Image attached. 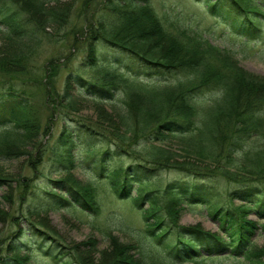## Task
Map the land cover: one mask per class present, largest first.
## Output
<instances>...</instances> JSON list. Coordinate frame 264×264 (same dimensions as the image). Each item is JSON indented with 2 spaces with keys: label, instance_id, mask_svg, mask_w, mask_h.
Masks as SVG:
<instances>
[{
  "label": "trees",
  "instance_id": "1",
  "mask_svg": "<svg viewBox=\"0 0 264 264\" xmlns=\"http://www.w3.org/2000/svg\"><path fill=\"white\" fill-rule=\"evenodd\" d=\"M76 1L0 0V37L3 39L0 51L11 52L15 48L13 54H18L13 55L14 59L10 62H6L7 57H0V70L12 73L6 81L0 83V128H3L0 136H4L0 139V155L3 160L28 154L30 150H25L28 145L34 152L42 150L40 148L44 141L38 138L41 129L36 117V96L32 90L27 89L34 85L27 84V81L38 80L25 74L31 73L32 62L39 58L43 41L52 35V32H47L46 27L52 25L55 31L64 30ZM51 3L54 6L52 8ZM92 3L97 17L99 16V20L103 18L104 23V26L98 23L99 27H93L92 22L89 24L90 31L92 29L89 35H92L93 41L89 49L92 64L107 60L112 65L122 66L135 76L156 75L159 79L180 72L193 73L190 79L175 85H164L162 88L143 86L131 90L127 86L129 93L125 102L130 117L138 120L140 115L135 113H148L147 121L138 122L135 126L141 133L152 136V145L167 137L162 131L167 129L170 136L183 140L190 149L187 151L186 148L185 151L191 157L211 159L217 163L222 157L228 161H236L242 155L253 161L235 163L241 166L235 171L243 180L240 181L241 185L225 192V203L222 199L223 193H219L207 181L203 182L193 176L175 177L162 191L154 189L152 186L156 183L153 180L155 170L162 166L158 160H154L152 166L149 165L152 163L142 162L121 166L103 164L108 155H119V148H106L102 151L99 174L110 182L112 191L119 198H129L135 202L143 214L141 218L144 238H156L155 243H165L171 259L187 261L205 254L212 257L232 253L250 264H264V246L255 244L254 240L259 229L264 231V76L248 72L235 56L212 45L208 40L203 42L196 37L194 39L186 29L176 33L169 31L153 8L151 0H95ZM207 3L211 13L228 20L239 36L252 40L256 31L261 28L258 16H264V0H208ZM94 39L104 43L108 52L101 53L95 47ZM161 50L164 51L163 55H158ZM49 63L47 76L50 77L55 74L57 63L54 59ZM74 79L98 100L111 99L123 80L118 71L107 72L99 82L89 81L80 73ZM48 84L51 85L50 80ZM162 89L171 90L172 94L181 93L168 97L170 103L163 104L166 106L163 107L157 96H161V101L167 98V91H161ZM207 89H220L222 92L215 97L212 105L204 108L201 115L197 97ZM32 107L36 118L31 121L28 111L31 112ZM59 137L52 153L53 159L62 166L60 170L67 173L66 178L55 181L62 191L58 192L56 188L45 189L44 195L34 192L25 200L28 201V206L23 219L27 220L29 228L19 229L12 234L13 239L9 243H6L8 238H0V264H32L33 247L29 244H36L39 251L55 259L57 264H64L67 262L63 261L64 258L72 255L79 258L80 264H86L82 251L78 252L81 257L72 248L68 252L61 251L53 237L40 229L41 226L33 223L35 221L32 222L27 215L47 213L54 207L68 206L70 203H76L83 210L93 213L101 210L100 201L97 199L98 186L75 179L72 175L76 166L74 150L78 146V139L84 143H94L93 135L85 130L74 133L65 129ZM251 139L253 142L261 141L263 149L256 150L250 157L246 155L248 151L245 148ZM87 145L93 147V144ZM161 147L159 145L158 150L165 153V149ZM36 160L32 158L31 163L35 171H38L34 164ZM227 165H231V162L225 166V177L234 179L237 174L230 171ZM222 166L218 163V170ZM174 167L179 173L192 170V164L188 163H177ZM256 179L262 180L260 187L252 184ZM10 180L8 176L0 175V187ZM21 181L28 184L26 179ZM9 186L14 187L13 184ZM24 194L26 198V193ZM239 199L247 203H235ZM185 203L206 205L212 218L218 222L220 230H205L200 224L181 226L179 215L184 211ZM255 207L258 208L256 212L259 214V221L248 218L247 212L253 211ZM1 209L3 208L0 205V221H6L9 213ZM109 239L116 249L115 255H118L115 261H109L108 264H147L144 258L153 259L144 253V262H141L132 251L136 246L133 243L120 245L111 231ZM84 244L96 246L91 240ZM80 246L78 244L74 248ZM58 254L64 255L60 257ZM159 264L165 262L161 261Z\"/></svg>",
  "mask_w": 264,
  "mask_h": 264
},
{
  "label": "rangeland",
  "instance_id": "2",
  "mask_svg": "<svg viewBox=\"0 0 264 264\" xmlns=\"http://www.w3.org/2000/svg\"><path fill=\"white\" fill-rule=\"evenodd\" d=\"M91 1L95 2V0H77L75 2L71 16L67 19L69 20L68 25L64 30L55 31V27L52 25L46 27L47 32H52V35L43 41L39 58L32 62L31 73L25 74L38 80L27 81V84H34L32 87H27V89L32 90L36 96V117L41 129L38 138L44 141V145L40 148L42 150L37 152H34L30 145L27 148L25 146V150L29 149L30 152L11 160H3L0 155V170H2L0 175L8 176L11 179L8 181L9 184L0 187V205L9 213L6 221H0V238H8L6 243H9L13 239L12 234L19 229L26 230L29 228L27 220L23 217L26 215L25 209L28 206V201L25 202V200L30 195H33L34 192L44 195L43 190L52 188H56L58 192L62 191L55 181L66 178L67 173L60 170L62 166L53 159L52 149L56 147L59 136L65 129H69L74 133L85 130L93 135L94 143H84L78 139V146L74 150L76 166L72 170V175L75 179L91 182L98 186L97 199L101 205L100 212L85 211L76 203H70L68 206L54 207L47 213L41 212L38 215L27 213L30 216L29 219L32 222L35 221L33 223L39 227L41 226L40 229L47 231L46 233L53 237L61 251L68 252L70 248L76 253L82 251L86 264H108L109 261H115L118 255H115L116 249L109 241V232L111 231L119 240L120 245L126 246L128 243H133L136 246L132 249L135 258L141 260V262L145 260L147 264H159L161 261L165 264H250L232 253L212 257L205 254L203 257L191 258L187 261L171 259L172 257L168 256L165 243H155L156 238L154 240L144 238L142 233L144 224L141 218L143 214L136 207L135 202L129 198H119L112 191L113 187L110 182L99 174L102 151L106 148H112L113 150L119 148L121 149L119 155H108L103 164L121 166L132 162H142L152 163L149 164L152 166L154 165L153 161L158 160L162 166L159 167L160 169L155 170L153 180H156V183L152 186L154 189L162 191L165 185L174 180L175 177L193 176L198 177L203 182L207 181L219 193H223L224 197L222 199L225 203L227 202L225 192L230 188L241 185L240 181L243 180L240 174L235 171L241 166L235 163L253 161L248 160L247 157L245 159L242 155L236 161H228L227 158L222 157L217 163L212 162L211 159L191 157L185 151L186 148L189 151V147L180 137L170 136L169 132L166 131L167 129L162 130L167 137L163 141L155 142L156 144L152 145V136L141 133L135 126L138 122L147 121L148 113H135L140 115L137 117L138 120L135 117H130V111L125 102L128 100L129 88L137 90L143 86L162 88L164 85H175L190 79L193 77V73L180 72L168 78L159 79L156 75L151 77L145 76V74L135 76L122 66L112 65L107 60H100L101 62L98 61L92 64L89 57V49L92 46V35H89V33L92 29L90 31L89 24L92 22L93 27H99L98 23L101 26H104V23L103 18L99 20V16L97 17L93 10L94 4ZM151 1L153 8L158 16L162 18L164 26L169 31L176 33L181 29H186L193 38L196 37L203 42L208 40L212 45L218 46L223 51L225 50L235 56L240 65L248 72L264 76V16H258L261 20V28L256 31L254 39L248 40L246 36L236 34L228 20L213 15L207 7L208 0ZM52 4H50L51 8L54 7ZM85 6L86 8H84ZM94 45L98 47L101 53L106 51V45L100 40L94 39ZM0 46H3L2 36L0 37ZM13 51H16L15 48L11 52L9 50L0 51V57H7L6 62H10L14 59L13 55H18L13 54ZM163 52L161 50L158 55H163ZM51 59H54L57 63V66H55L57 70L54 75L49 77L47 71L50 69L49 61ZM110 71H118L123 80L120 82V88L114 91V96L108 100H98L97 97L87 93L85 88L81 87L79 83L77 84L74 79L80 73L89 81L99 82ZM8 72L10 71L0 70V83L6 81V78L12 75ZM49 80L51 85L48 84ZM163 90L167 91L165 93L167 98L164 101H161V96L157 95L159 102H162L161 105L167 104V102L170 103L168 97L171 95L173 97L181 93L172 94L171 90L162 89L161 91ZM221 92L220 89H207L200 93L197 97V106L201 111V115L204 108L212 105L215 97L220 96ZM163 107L166 106L163 105ZM28 115L31 121L36 118L34 107H32L31 112L28 111ZM2 130L3 128H0V132ZM2 138L4 136H0V139ZM87 144H93V147H89ZM159 145L165 149V153L158 150ZM248 146L245 148L248 151L246 155L250 157L253 156L256 150L263 149L261 141L253 142L252 140ZM250 147L254 148L250 149ZM32 158L37 159L34 164L38 171H35L31 163ZM165 162L173 164L169 165ZM229 162H231V165H227V167L237 174L234 179L230 180L224 174L225 166ZM177 163L192 164L191 172L189 169L179 173L174 167ZM218 163L223 165L219 170ZM233 164L237 167L234 168ZM24 179L28 180L27 185L22 183L21 180ZM261 183L262 180L260 179L252 182L253 185L259 187ZM11 184L14 187L9 186ZM135 194L136 190L133 191V195ZM66 197L69 198L68 195ZM235 203L247 202L239 199ZM3 209L1 211H4ZM253 209V211L247 212L248 218L259 221L260 217L256 212L258 208ZM179 216V224L183 227L200 224L205 230L213 232L220 230L218 222L212 218L206 205L199 203L188 205V203H185V209ZM14 217L16 218L13 219ZM177 230L179 228L174 229V232ZM90 240L96 243L95 247L91 244H84V242ZM254 240L255 244L264 246V231L262 229L257 231ZM48 241L52 240L48 239ZM78 244L81 245L80 248L75 249L74 246ZM29 245L33 247L32 264H57L55 259L39 251L36 244ZM81 253H78V257H81ZM144 253L153 259L144 258L142 260ZM64 254L58 255L62 257ZM73 256L65 257L63 261L67 262H64V264H80L79 258ZM165 259L168 261H164Z\"/></svg>",
  "mask_w": 264,
  "mask_h": 264
}]
</instances>
